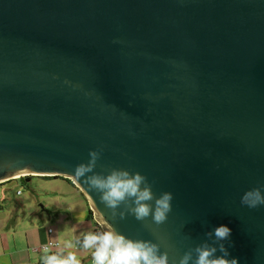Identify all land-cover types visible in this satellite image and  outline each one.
<instances>
[{"label":"water","instance_id":"1","mask_svg":"<svg viewBox=\"0 0 264 264\" xmlns=\"http://www.w3.org/2000/svg\"><path fill=\"white\" fill-rule=\"evenodd\" d=\"M90 150L171 192L168 219H113L74 176ZM24 174L173 260L225 224L229 258L264 264V205L241 204L264 185V0H0V183Z\"/></svg>","mask_w":264,"mask_h":264},{"label":"clouds","instance_id":"2","mask_svg":"<svg viewBox=\"0 0 264 264\" xmlns=\"http://www.w3.org/2000/svg\"><path fill=\"white\" fill-rule=\"evenodd\" d=\"M100 154V150H90L88 161L81 162L74 169L76 179L86 182L89 190L95 192L110 210L113 219L131 215L138 221L150 217L155 224H163L172 210L173 194L163 191L157 196L146 176L139 171L112 168L106 173L96 172ZM241 204L249 208L264 205V185L245 191ZM205 236L208 239L187 249L178 261L171 259L159 243L126 236L107 224L83 234L76 243L90 252L92 264H238L237 258H229L225 247L231 236L227 225H217ZM66 246L72 247L71 244ZM41 260L42 264H81L74 252L50 253L47 247Z\"/></svg>","mask_w":264,"mask_h":264},{"label":"crops","instance_id":"3","mask_svg":"<svg viewBox=\"0 0 264 264\" xmlns=\"http://www.w3.org/2000/svg\"><path fill=\"white\" fill-rule=\"evenodd\" d=\"M70 186L72 188L73 194H67L66 196L67 198H76L75 200H73L75 202L77 201L76 208H74L73 204H68V206L63 205L59 202L60 200H58V204H56L53 209H49L44 205H40L41 212H38L33 217L34 219H31V221H33H30L31 225H27V223L24 222L26 223L24 230H18V225L20 223L19 219L15 218L11 214L8 215L10 213L9 211H4L3 207L6 206L8 202L10 204V199L8 193L3 194V198L0 199V264H34L35 262L32 263L33 261H31V256L38 262L40 260V254L39 252H36L34 250L35 248L39 247L41 244H44V242H46L47 240H51L52 237H55L57 239L58 237H60L62 240H64V242L66 239H68L61 237L59 233L54 234L55 230L51 227H47V229H45L46 227L44 226V224H39L44 223L46 221V217L48 219L51 218V216H55L56 218L53 219V221L62 224V227H64L66 231L65 236L69 237L71 242L76 241L77 238L82 237L83 234L89 231H95L94 227L92 228L91 225L87 223V221H84V219L86 218L87 220L91 221V224H94L95 222L94 219L87 218L88 210L90 209L87 200L85 199L83 194L79 192V189L77 187L73 186L72 184H70ZM50 189L51 191H56L53 189V187ZM80 202H82L81 209L79 206ZM70 205L72 207L71 209ZM34 221H36L37 224H35ZM50 228L52 229V231L49 233L48 229ZM23 231L24 237L21 244L19 239L20 235L18 234L22 233ZM7 236H11L9 243L8 239L6 238ZM10 245L12 247H10ZM57 252L58 251H56V249L54 252L50 251V253ZM76 255L78 259L81 260V264H86L87 262L85 261V259L91 258L90 252L84 249H82L81 252ZM89 263L92 264V258L91 262Z\"/></svg>","mask_w":264,"mask_h":264},{"label":"rangeland","instance_id":"4","mask_svg":"<svg viewBox=\"0 0 264 264\" xmlns=\"http://www.w3.org/2000/svg\"><path fill=\"white\" fill-rule=\"evenodd\" d=\"M47 187H50V188L53 187V189L56 190L57 192L53 190L51 191V189ZM17 188L21 190L20 194H17L16 192ZM59 188H61L62 190ZM4 193H8L10 204L8 202L6 206L3 207V209L4 211L10 212L8 215L11 214L15 218L19 219L20 223L18 225V230H24L26 223L27 225H31L30 223L31 219H34L33 217L38 212H41L40 205H44L45 207H48L49 209L50 208L53 209L56 206V204H58V200H60L59 202L66 206H68V204H73L74 208H76V205H77V201L76 202L73 201L76 198H73V197L67 198L66 196L67 194H71V195L73 194L72 188L70 184L68 183V181L65 180L61 176H56V177L55 176L43 177L39 175L22 176L16 180L8 181L5 184H0V199L3 198ZM79 206L81 209L82 202L79 203ZM71 208L72 207L70 205V209ZM51 218L47 219L46 217V221L44 223H39V224H44V226L46 227L45 229H47V227H51L52 229L55 230L54 234L59 233L61 237L65 239L68 238V239H66L64 242V240H62L60 237H58V239L55 237H52L51 241L57 242L58 246L50 248L49 252L50 251L54 252L55 249L56 251L63 253V254H67L68 252H74L75 254H78L79 252H81L82 249L79 247L76 241L71 242L70 238L65 236L66 231H65V228L62 227V224H59L53 221V219H55L56 217L51 216ZM84 221H87V223L91 225L92 228L93 227L95 228V225L91 224V221L87 220L86 218L84 219ZM34 223L37 224L36 221H34ZM18 235H20L19 239L22 244V240L24 237V231ZM6 238L8 239V243H9L11 236L9 237L7 236ZM48 241L49 240H47L46 242ZM68 244H71L72 247H67L66 245ZM37 245H40V244H37ZM10 247L12 246L10 245ZM10 250H13V249H10ZM39 254H40L39 262L31 256V261H33L32 263L35 262L34 264L36 263L42 264L41 258L44 255V253L39 252ZM85 261L87 262L86 264H90L89 262H91V258L85 259Z\"/></svg>","mask_w":264,"mask_h":264},{"label":"built area","instance_id":"5","mask_svg":"<svg viewBox=\"0 0 264 264\" xmlns=\"http://www.w3.org/2000/svg\"><path fill=\"white\" fill-rule=\"evenodd\" d=\"M18 178H20V177H14V178H11V179H9V180H7V181H4V182H2V183H0V184L6 183V182L11 181V180H16V179H18ZM16 192H17V194H20V193H21V190H20L19 188H17V191H16ZM51 231H52L51 228L48 229V232H49V233H50ZM56 246H58V243H57V242H53V241L49 240L48 242H46V243H44V244H41L39 247L35 248L34 250H35L36 252H44L45 247H47L48 249H50V248H52V247H56Z\"/></svg>","mask_w":264,"mask_h":264},{"label":"trees","instance_id":"6","mask_svg":"<svg viewBox=\"0 0 264 264\" xmlns=\"http://www.w3.org/2000/svg\"><path fill=\"white\" fill-rule=\"evenodd\" d=\"M65 180H67L70 184H72L73 186H75L73 183H72V181H70L69 179H67V178H64ZM76 187V186H75ZM80 192V191H79ZM81 194V193H80ZM87 218H89V219H93V216H92V211L89 209L88 210V216H87ZM94 225H95V230H99L100 229V226L96 223V222H94Z\"/></svg>","mask_w":264,"mask_h":264},{"label":"bare ground","instance_id":"7","mask_svg":"<svg viewBox=\"0 0 264 264\" xmlns=\"http://www.w3.org/2000/svg\"><path fill=\"white\" fill-rule=\"evenodd\" d=\"M24 175H26V174H24Z\"/></svg>","mask_w":264,"mask_h":264}]
</instances>
